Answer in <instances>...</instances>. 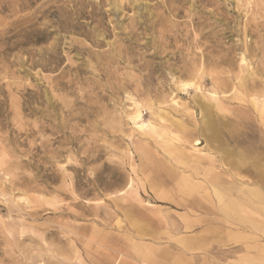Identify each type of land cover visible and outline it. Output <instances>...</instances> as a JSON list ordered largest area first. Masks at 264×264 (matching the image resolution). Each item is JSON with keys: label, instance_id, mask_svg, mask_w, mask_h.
<instances>
[{"label": "rangeland", "instance_id": "1", "mask_svg": "<svg viewBox=\"0 0 264 264\" xmlns=\"http://www.w3.org/2000/svg\"><path fill=\"white\" fill-rule=\"evenodd\" d=\"M262 102L264 0H0V264H264Z\"/></svg>", "mask_w": 264, "mask_h": 264}, {"label": "bare ground", "instance_id": "2", "mask_svg": "<svg viewBox=\"0 0 264 264\" xmlns=\"http://www.w3.org/2000/svg\"><path fill=\"white\" fill-rule=\"evenodd\" d=\"M201 100V99H200ZM200 100H197V105H198V108H199V110H200V115H202L203 116V124H204V126H203V128H202V130L203 131H207V133H211L212 134V127H211V122H209L210 120H209V118H207V115L209 114V106L207 105V104H205V103H203V101L201 102ZM262 104V110L264 111V102H262L261 103ZM257 105V104H256ZM137 112V111H136ZM136 112H135V117H139V111H138V113L136 114ZM201 116V117H202ZM165 117V116H164ZM202 124V125H203ZM202 127V126H201ZM215 127V126H214ZM216 128V127H215ZM218 130V129H217ZM211 134H210V136H211ZM213 136H211L210 138H211V140H213V138H214V134H212ZM205 139V138H204ZM216 139V138H215ZM215 139H214V141H215ZM198 140V139H197ZM213 142V141H212ZM216 146V145H215ZM212 150V149H211ZM219 153V152H218ZM223 158H224V160L226 161V163H228V164H230L231 166H233V167H235V168H238L241 172H243V171H245L246 172V169H247V167H248V163L247 162H245V161H241L242 162V165L241 164H239L238 162H237V160L236 159H234V157H233V155L230 153V152H227V151H223ZM197 156V155H196ZM199 156V155H198ZM197 156V157H198ZM183 157V156H182ZM184 159V158H183ZM200 160V159H199ZM193 162V161H192ZM223 165H225L224 163H223ZM181 166V165H180ZM226 166V165H225ZM241 168H240V167ZM227 167V166H226ZM229 167V166H228ZM182 170V169H181ZM221 170V169H220ZM233 171V170H232ZM234 172V171H233ZM241 172H235V174L234 175H238V177L240 178V183H241V179H243V175H241ZM243 174V173H242ZM245 175V174H244ZM172 176V175H171ZM193 176V175H192ZM188 177V176H187ZM173 178H175V177H173ZM195 178V177H194ZM238 178V179H239ZM247 178V177H246ZM210 179V178H209ZM238 179H236V181L238 180ZM256 181H255V183H258L257 184V186H259V187H257V189L256 188H252V189H248V190H246V191H236V193H235V197H234V199L232 198V199H229V191H232V183H227L226 181H222L223 183L221 184V189H219L217 192V196H218V201H222V200H226V198L228 199V202H227V204H225L223 207H224V209H222L223 210V212H227V210H229V209H231V208H235L236 207V205L238 204V203H241V204H243V203H249V204H252V202H255V201H260L261 199H263L262 197H263V194H262V192L264 191V172L262 171V172H260V174L256 177ZM180 180V179H179ZM194 180V179H193ZM251 180V179H250ZM155 183V182H154ZM206 183V182H205ZM209 183L210 184H212V185H214L215 184V186H217L218 185V181H217V179L216 178H211L210 180H209ZM252 183V182H251ZM191 184V183H190ZM244 185V184H243ZM248 185V184H247ZM253 185V184H252ZM256 185V184H255ZM151 186V185H150ZM156 186V185H155ZM250 186V185H249ZM244 187V186H243ZM156 188V187H155ZM215 188V187H214ZM238 188V187H237ZM156 191V190H155ZM215 191V190H214ZM163 192V191H162ZM232 193V192H231ZM171 194V193H170ZM164 196V195H163ZM167 196V195H166ZM193 196V195H192ZM161 198V197H160ZM163 198H165V197H163ZM168 201V200H167ZM171 202V201H170ZM199 204V203H198ZM200 205V204H199ZM262 205H263V203H262ZM181 206V205H180ZM202 206V205H201ZM208 206V205H207ZM206 207V206H205ZM219 207V206H218ZM211 210V209H210ZM193 211V210H192ZM235 211V210H234ZM212 212V211H211ZM237 212V211H236ZM246 213V212H245ZM215 214V213H214ZM221 215V214H220ZM225 215V214H224ZM239 216V215H238ZM225 217V216H224ZM243 217V216H242ZM246 218H248V217H246ZM204 221V220H203ZM206 221V220H205ZM261 221V220H260ZM207 223V222H206ZM209 223V222H208ZM192 224V223H191ZM249 224V223H248ZM209 225V224H208ZM252 225V224H251ZM194 227V226H193ZM257 227H258V225H257Z\"/></svg>", "mask_w": 264, "mask_h": 264}]
</instances>
